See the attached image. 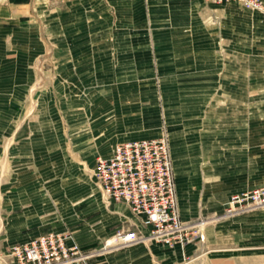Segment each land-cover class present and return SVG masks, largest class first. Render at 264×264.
Segmentation results:
<instances>
[{"label":"rangeland","instance_id":"374dc122","mask_svg":"<svg viewBox=\"0 0 264 264\" xmlns=\"http://www.w3.org/2000/svg\"><path fill=\"white\" fill-rule=\"evenodd\" d=\"M159 1L76 0L73 62L49 58L38 68L37 93L12 95L21 96L24 115L0 122V264H16L15 247L52 231L72 236L89 264H264V229L214 238L212 204L178 203L181 239L118 240L149 230L105 199L97 161L119 144L165 138L179 182L182 140L191 153H214V69L220 86L226 70L264 71L263 0ZM205 186L198 197L213 202L214 183ZM254 213L264 208L222 222Z\"/></svg>","mask_w":264,"mask_h":264},{"label":"crops","instance_id":"0c3cea01","mask_svg":"<svg viewBox=\"0 0 264 264\" xmlns=\"http://www.w3.org/2000/svg\"><path fill=\"white\" fill-rule=\"evenodd\" d=\"M159 3L167 8L164 0ZM79 8L76 0H0V122L9 126L12 118L24 115L17 112L24 108L21 96L17 100L12 95L24 99L37 93L43 62L49 58L73 62L76 43L69 35ZM219 74L214 69V153H191V146L182 140L178 146L182 152L175 156L179 182L175 170L174 175L178 203L214 205V222H220L214 225V238L227 242L238 231L253 229L261 234L264 229L260 213L222 222L234 215L227 206L232 196L264 187V71L226 70L221 86ZM207 181L214 183L213 202L198 197L199 186L205 190Z\"/></svg>","mask_w":264,"mask_h":264},{"label":"built area","instance_id":"2783aa9c","mask_svg":"<svg viewBox=\"0 0 264 264\" xmlns=\"http://www.w3.org/2000/svg\"><path fill=\"white\" fill-rule=\"evenodd\" d=\"M208 2L237 1L257 6L252 0H206ZM94 177L102 195L109 202L128 208L149 230L120 233L118 240L133 243L156 239L170 243L184 236L179 216L177 184L169 143L165 138L129 141L115 147L109 158L97 161ZM264 208V187L234 195L228 213ZM72 236L57 231L14 248L16 264H89L88 256Z\"/></svg>","mask_w":264,"mask_h":264}]
</instances>
